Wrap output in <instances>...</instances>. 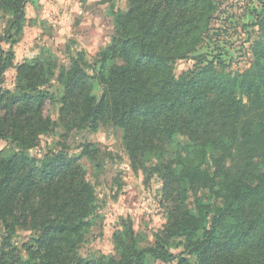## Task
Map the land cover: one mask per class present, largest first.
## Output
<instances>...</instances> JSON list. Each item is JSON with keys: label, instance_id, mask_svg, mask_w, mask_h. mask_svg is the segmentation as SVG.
<instances>
[{"label": "trees", "instance_id": "obj_1", "mask_svg": "<svg viewBox=\"0 0 264 264\" xmlns=\"http://www.w3.org/2000/svg\"><path fill=\"white\" fill-rule=\"evenodd\" d=\"M28 1L0 0L10 16L9 40L23 32ZM216 1L127 0V10L112 6L111 42L98 50L94 65L84 51L70 57L59 70V99L52 92L51 59L17 65L15 90L0 88V139L19 148L0 149V264L173 262L168 248L175 238H182L198 264H264V1L249 68L231 73L220 59L199 55L197 69L174 70L202 42ZM12 59L13 52L6 58L0 47L1 83ZM55 101L64 141L38 158L29 150L53 126L45 105ZM103 125L121 128L133 168L156 161L150 170L162 178L173 207L155 246H140L144 239L126 222L114 235L116 256L84 258L79 247L99 218V206L87 168L70 154L68 142L74 130ZM179 135L187 141L178 143ZM171 148L178 149V159L166 157ZM204 189L223 193L217 196L224 205L203 201L191 208L188 191ZM19 229L35 235L26 256L12 242ZM176 264L188 261L181 257Z\"/></svg>", "mask_w": 264, "mask_h": 264}, {"label": "rangeland", "instance_id": "obj_2", "mask_svg": "<svg viewBox=\"0 0 264 264\" xmlns=\"http://www.w3.org/2000/svg\"><path fill=\"white\" fill-rule=\"evenodd\" d=\"M263 1L217 0V10L202 42L189 57L175 62V73L179 75L195 69L199 65V55H205L214 63L220 59L231 73L249 68L254 59L255 43L260 40L256 21ZM112 6L127 10L129 5L127 0H29L23 32L13 35L10 40L7 38L10 16L0 8V47L6 58L8 51L13 52V65L3 73L0 88L15 90L16 67L26 59L48 58L56 66L51 82L52 92L59 99L63 93L57 79L59 70L69 66L70 57L84 51L86 59L94 65L98 50L111 42L114 33ZM102 92V86L96 82L95 93L100 96ZM60 107L58 101L46 103L45 113L54 123L29 150L32 155L41 158L51 149L58 150V143L64 141L60 136L65 131L60 121ZM177 141L184 143L187 138L179 135ZM68 144L70 154L87 168V178L95 189L99 206V218L86 234L79 254L84 258L102 254L116 256L114 235L126 222L131 223L135 233L144 239L140 246H155L173 207V201L164 197L162 178L150 170L156 161H149L145 169L133 168L119 126L103 125L96 131L74 130ZM1 148L19 151L6 139H0ZM166 157L178 159V149L171 148ZM205 165L213 170L210 163ZM220 194L223 193L208 189L190 190L187 203L193 209L203 201L224 205L222 198L217 196ZM2 234L0 222V242ZM34 238V233L19 229L12 242L26 256V248L34 243ZM174 241L168 248L176 255L173 262L150 258L149 264H176L181 257L187 259L188 264H198L197 257L180 242L182 238Z\"/></svg>", "mask_w": 264, "mask_h": 264}]
</instances>
